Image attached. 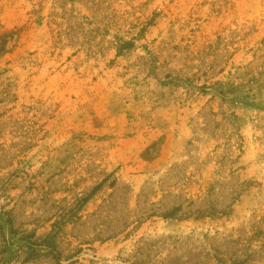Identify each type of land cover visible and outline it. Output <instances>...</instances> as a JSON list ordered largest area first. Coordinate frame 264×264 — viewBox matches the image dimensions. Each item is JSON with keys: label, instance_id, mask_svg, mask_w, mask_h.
Wrapping results in <instances>:
<instances>
[{"label": "rangeland", "instance_id": "rangeland-1", "mask_svg": "<svg viewBox=\"0 0 264 264\" xmlns=\"http://www.w3.org/2000/svg\"><path fill=\"white\" fill-rule=\"evenodd\" d=\"M0 264H264V0H0Z\"/></svg>", "mask_w": 264, "mask_h": 264}, {"label": "trees", "instance_id": "trees-1", "mask_svg": "<svg viewBox=\"0 0 264 264\" xmlns=\"http://www.w3.org/2000/svg\"><path fill=\"white\" fill-rule=\"evenodd\" d=\"M132 44L130 42H125L120 45V50H129L131 49ZM89 197H85L80 201V205H84ZM55 235L50 233L47 237H45L42 241L34 243L31 242L27 246L28 255L26 260H33L40 257H50L53 261H59V254L56 251V248L53 245Z\"/></svg>", "mask_w": 264, "mask_h": 264}]
</instances>
